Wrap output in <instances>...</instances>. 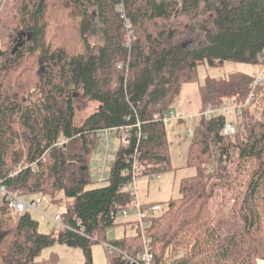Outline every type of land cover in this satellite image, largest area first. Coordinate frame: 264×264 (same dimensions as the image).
I'll return each instance as SVG.
<instances>
[{"label": "trees", "instance_id": "16d2710c", "mask_svg": "<svg viewBox=\"0 0 264 264\" xmlns=\"http://www.w3.org/2000/svg\"><path fill=\"white\" fill-rule=\"evenodd\" d=\"M197 32L203 39L194 47L176 44ZM0 46V183L21 197L64 201L68 227L41 233L30 212L11 217L0 195V264H57L55 256L37 260L55 243L80 249L93 264L91 247L108 242L114 226L133 233L109 243L136 255L145 235L154 264L264 260V84L233 137L220 135L222 116L199 118L185 165L194 175L180 179L178 198L158 204L163 211L148 228L112 216L131 205V175L123 172L133 163L140 177L172 170L168 124L153 115L195 84L198 66L259 65L264 0H0ZM252 79L240 72L208 79L198 88L203 108L242 105ZM77 102L96 105L80 124ZM121 126L131 127L130 138L113 136L109 178L98 184L90 177L98 136ZM220 192L228 196L212 209ZM108 264L128 263L108 255Z\"/></svg>", "mask_w": 264, "mask_h": 264}, {"label": "rangeland", "instance_id": "374dc122", "mask_svg": "<svg viewBox=\"0 0 264 264\" xmlns=\"http://www.w3.org/2000/svg\"><path fill=\"white\" fill-rule=\"evenodd\" d=\"M2 6V5H1ZM215 10L219 11L218 5L215 6ZM209 29L212 27L209 25ZM69 33H73L74 29L69 27ZM129 37V36H127ZM203 39V34L197 32L196 36L189 34H183L176 40V44L181 47L191 48L194 47L199 41ZM0 48H2L0 46ZM11 54V52H10ZM259 65H247L242 63L224 62L218 67H209L206 64H200L197 68L196 76L197 80L195 84H185L181 88L180 95L175 99L171 110L175 111L178 115L183 116V120L177 122L173 121L166 125V132L168 138V144L170 147V159H171V171L161 173L159 179L153 177H139L136 179L137 187V201L139 205L149 204H161L165 205L171 199H176L178 195V184L180 179L191 177L194 175V169L187 168L186 157L188 145L191 141L186 136L189 130H193L195 125L198 123L199 114L207 107L203 108L201 97L199 94V86L205 84L208 79H219L227 78L228 75L240 72L247 74L250 77H254L255 74L259 73ZM41 69H38L41 72ZM226 105H230L226 103ZM94 103H81L77 102V114L75 123L80 124L85 117L93 111L95 108ZM232 106H229L230 109ZM253 106L251 109H254ZM253 113H255L253 111ZM258 117V115H257ZM234 120V116H230V120ZM241 120V119H240ZM237 127V124H236ZM114 145H117V140L113 141ZM98 150L93 153L90 163V172L94 169V162L98 158ZM99 160V158H98ZM211 172V169H209ZM246 170H241L240 176H245ZM154 175V174H153ZM149 176V175H147ZM155 176V175H154ZM93 180V179H91ZM90 187H99L91 181ZM226 198L228 194L226 192H220L212 199L214 205L212 209L217 210L219 204L223 198ZM33 197V198H32ZM63 199V194L60 193L58 196ZM30 199H40L39 205L36 207V211H30V215L39 223V231L44 234H50L58 230L66 229V223L60 222L55 223L53 221L55 215H60L63 219L65 218V202L63 201L60 205L54 204L48 199L41 198L39 195L31 196ZM26 199V198H25ZM232 206V201L228 202L222 210L229 212ZM163 211V207H162ZM129 217L127 219H134L136 214V208L129 209ZM9 213V212H8ZM10 214V213H9ZM11 217L17 215L10 214ZM127 219H123L128 221ZM122 220V221H123ZM107 241H116L124 236H129L133 233V230L128 226H114L107 230ZM103 242L93 244L91 247L92 263L93 264H108V253L103 247ZM55 256L57 264H84L85 259L83 253L78 248H70L66 245L55 243L53 246L43 250L38 257V261L48 260L50 257ZM256 264H264V260L257 259Z\"/></svg>", "mask_w": 264, "mask_h": 264}, {"label": "built area", "instance_id": "2783aa9c", "mask_svg": "<svg viewBox=\"0 0 264 264\" xmlns=\"http://www.w3.org/2000/svg\"><path fill=\"white\" fill-rule=\"evenodd\" d=\"M259 73L254 75L251 83H250V92L248 94L247 99L242 105L232 104L227 102L230 105L220 104L218 106H207L200 114V118H214L216 116H222L224 118V123L222 125L220 135L226 138H231L236 133V125L235 123L240 120L241 110L242 108H247L255 95V90L264 84V49L260 54L259 58ZM229 106H232L230 109ZM230 116H234V120H230ZM153 120L163 122L165 124H170V122H177L179 120H183V116L178 115L175 111L167 110L162 114H154ZM184 121V120H183ZM138 126V125H137ZM130 126H121L113 128V133L116 136L125 135L130 138ZM186 136L191 139L193 136V130H189L186 133ZM100 140V145L97 148L98 158L94 162V169L90 172V177L98 184H104L107 182L111 169V160L115 153L116 146L113 141L115 140L112 136V133L109 130H104L98 136ZM67 142V139H60L56 145L62 146ZM118 142V141H117ZM139 168L136 163L132 164V168L130 172H123V176L131 175V182L129 183V193L132 197V202L129 208L135 207L136 212V224L142 230L148 228L150 226V219L158 216L162 212V207L158 204H149V205H139L137 201V187H136V179L140 177ZM152 179L153 177L159 178V175H149L145 176ZM0 195L4 197V202L7 206V209L12 215H19L22 213L36 211V207L40 203V199H30L25 197H21L17 194L8 192L6 188L0 183ZM120 210L114 214H112L116 223H123L128 217V209ZM123 220V221H122ZM53 221L55 223H64V219L60 215H55ZM66 229H68L67 224ZM83 235V234H81ZM104 249L107 251L108 255H113L115 257H120L123 261L128 264H154L153 252L151 250V246L149 244V240L145 235H142V251L137 253L136 255H131L127 250H121L120 248L114 246L113 244L105 242L102 244Z\"/></svg>", "mask_w": 264, "mask_h": 264}, {"label": "bare ground", "instance_id": "6f19581e", "mask_svg": "<svg viewBox=\"0 0 264 264\" xmlns=\"http://www.w3.org/2000/svg\"><path fill=\"white\" fill-rule=\"evenodd\" d=\"M256 75V74H255ZM260 87V86H259ZM250 89V88H249ZM224 104V103H223ZM242 109H244V108H242ZM233 120V119H232ZM109 130H110V132L111 131H113V128H109ZM115 134L114 133H112V136H114ZM123 135V134H122ZM123 136H125V135H123ZM119 140V143H120V145H127L128 144V138H126V137H123L122 139H118ZM159 179V178H158ZM128 191H129V188H128ZM130 194V193H129ZM2 196V195H1ZM131 208H135V207H131ZM130 209V208H129ZM129 209H128V211H129ZM137 211V210H136ZM128 217H129V212H128ZM127 217V218H128ZM128 221H132V222H134V223H136L135 222V220H136V214H135V216H134V219H127Z\"/></svg>", "mask_w": 264, "mask_h": 264}, {"label": "water", "instance_id": "95a60500", "mask_svg": "<svg viewBox=\"0 0 264 264\" xmlns=\"http://www.w3.org/2000/svg\"><path fill=\"white\" fill-rule=\"evenodd\" d=\"M20 46V44H17L16 47L13 48L12 53H14Z\"/></svg>", "mask_w": 264, "mask_h": 264}]
</instances>
